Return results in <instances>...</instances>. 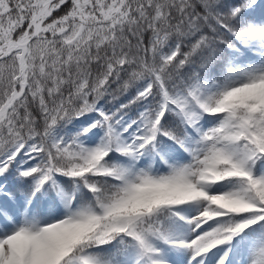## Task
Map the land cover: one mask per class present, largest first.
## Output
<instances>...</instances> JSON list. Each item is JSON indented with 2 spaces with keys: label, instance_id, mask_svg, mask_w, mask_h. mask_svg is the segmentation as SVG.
<instances>
[{
  "label": "snow or ice",
  "instance_id": "snow-or-ice-1",
  "mask_svg": "<svg viewBox=\"0 0 264 264\" xmlns=\"http://www.w3.org/2000/svg\"><path fill=\"white\" fill-rule=\"evenodd\" d=\"M0 264H264V0H0Z\"/></svg>",
  "mask_w": 264,
  "mask_h": 264
}]
</instances>
